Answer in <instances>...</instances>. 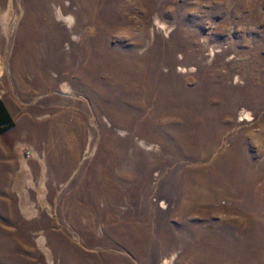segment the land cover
Wrapping results in <instances>:
<instances>
[{
    "label": "rangeland",
    "instance_id": "1",
    "mask_svg": "<svg viewBox=\"0 0 264 264\" xmlns=\"http://www.w3.org/2000/svg\"><path fill=\"white\" fill-rule=\"evenodd\" d=\"M0 101V264H264V0H0Z\"/></svg>",
    "mask_w": 264,
    "mask_h": 264
},
{
    "label": "crops",
    "instance_id": "2",
    "mask_svg": "<svg viewBox=\"0 0 264 264\" xmlns=\"http://www.w3.org/2000/svg\"><path fill=\"white\" fill-rule=\"evenodd\" d=\"M8 107V106H7ZM14 108V107H13ZM8 109H9V107H8ZM30 120H32L38 127H37V129H36V131H33L35 134H36V132L39 134L41 131H42V129H43V126L40 124V123H37L33 118H32V115H31V117H30ZM21 125V124H20ZM21 127H22V125H21ZM27 129H29V128H27ZM78 133V132H77ZM53 134V132H51V135ZM75 136H76V134H75ZM61 138V137H60ZM76 139H77V137H76ZM60 144L61 145H63L64 143H63V141H62V139H60ZM78 148H79V146L78 145H76V149L75 150H73V149H71L69 152L72 154L71 156L70 155H66V157L65 158H63V161H62V165H68L70 162V157H72L74 160L78 157ZM67 154H69V153H67ZM68 160H67V159ZM67 160V161H66Z\"/></svg>",
    "mask_w": 264,
    "mask_h": 264
},
{
    "label": "trees",
    "instance_id": "3",
    "mask_svg": "<svg viewBox=\"0 0 264 264\" xmlns=\"http://www.w3.org/2000/svg\"><path fill=\"white\" fill-rule=\"evenodd\" d=\"M7 113L6 110L2 104V102L0 101V125L4 124L5 121H7Z\"/></svg>",
    "mask_w": 264,
    "mask_h": 264
},
{
    "label": "bare ground",
    "instance_id": "4",
    "mask_svg": "<svg viewBox=\"0 0 264 264\" xmlns=\"http://www.w3.org/2000/svg\"><path fill=\"white\" fill-rule=\"evenodd\" d=\"M5 177H4V174H0V185L2 186L3 185V183L5 182V179H4ZM0 186V187H1ZM73 210H75V209H73ZM77 210V209H76ZM110 232L111 233H113L114 232V228L110 225ZM223 260H225V259H223ZM226 261V260H225ZM224 262V261H223Z\"/></svg>",
    "mask_w": 264,
    "mask_h": 264
}]
</instances>
